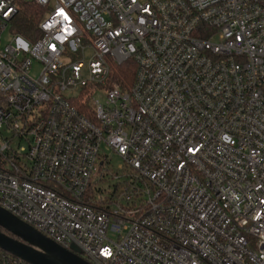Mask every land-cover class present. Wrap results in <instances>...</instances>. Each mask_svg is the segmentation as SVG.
Returning <instances> with one entry per match:
<instances>
[{
    "label": "built area",
    "instance_id": "built-area-1",
    "mask_svg": "<svg viewBox=\"0 0 264 264\" xmlns=\"http://www.w3.org/2000/svg\"><path fill=\"white\" fill-rule=\"evenodd\" d=\"M18 1L0 0V208L89 264H264V0H24L41 37L2 47ZM130 60L129 91L108 86ZM103 145L124 163L108 198Z\"/></svg>",
    "mask_w": 264,
    "mask_h": 264
},
{
    "label": "water",
    "instance_id": "water-1",
    "mask_svg": "<svg viewBox=\"0 0 264 264\" xmlns=\"http://www.w3.org/2000/svg\"><path fill=\"white\" fill-rule=\"evenodd\" d=\"M0 249L29 264H89L75 246L68 251L0 208Z\"/></svg>",
    "mask_w": 264,
    "mask_h": 264
},
{
    "label": "trees",
    "instance_id": "trees-1",
    "mask_svg": "<svg viewBox=\"0 0 264 264\" xmlns=\"http://www.w3.org/2000/svg\"><path fill=\"white\" fill-rule=\"evenodd\" d=\"M47 10L34 2L20 0L17 2V14L11 22L12 31L28 41H35L41 37L39 26L45 18ZM136 65L133 60L123 65H111V75L108 86L119 85L123 91H129L133 84ZM106 180V174H104ZM93 192V189L92 191Z\"/></svg>",
    "mask_w": 264,
    "mask_h": 264
},
{
    "label": "rangeland",
    "instance_id": "rangeland-1",
    "mask_svg": "<svg viewBox=\"0 0 264 264\" xmlns=\"http://www.w3.org/2000/svg\"><path fill=\"white\" fill-rule=\"evenodd\" d=\"M55 6V3H51V7L53 8ZM16 33L12 31V27H10L4 34L2 39V47H5L6 45L11 44L14 36ZM17 35V34H16ZM38 40V39H37ZM36 41V40H35ZM79 54H72L71 59L74 61L81 58ZM85 62L89 63V61L93 57V52L91 50L86 51L85 55ZM41 71V66L37 62H34L33 67L31 68V75L34 77H37ZM93 97L97 100H100L101 103H104L106 98L103 96V94L99 92H95L93 94ZM18 141H15L13 143V147H17ZM26 143L21 142V146H25ZM107 159V162L105 165H103L101 162ZM99 173H105L106 174V180L104 182H96L97 187V196L102 195L103 198H108L112 196L115 190V186L119 185L118 181L115 178H112V175L116 174L118 172V168L122 166L123 160L119 158L115 153L112 151H106V147L103 145L101 148V156L99 158ZM98 173V174H99ZM97 181V180H96Z\"/></svg>",
    "mask_w": 264,
    "mask_h": 264
}]
</instances>
